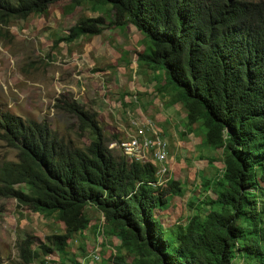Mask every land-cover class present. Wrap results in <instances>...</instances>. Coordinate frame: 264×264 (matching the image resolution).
<instances>
[{
    "label": "trees",
    "instance_id": "1",
    "mask_svg": "<svg viewBox=\"0 0 264 264\" xmlns=\"http://www.w3.org/2000/svg\"><path fill=\"white\" fill-rule=\"evenodd\" d=\"M61 1L68 14L88 4L111 17L78 19L66 43L107 28L130 26L142 35L136 63L151 75L164 70L165 83L152 79L155 91L181 105L186 130L203 127L201 144L220 152L222 169L202 181V199L187 205L193 214L168 234L155 211L183 196L182 183L154 187V166L109 150L95 114L75 101L55 106L89 130L80 148L57 138L46 121L2 113L0 140L16 156L0 165V198L44 219L55 215L64 226L43 243L26 236L16 246L18 260L56 264L45 259L56 254L58 264H78L68 245L89 229L86 210L94 208L105 239L119 240L114 264L127 257L130 264H264V0H0V24L45 16ZM95 229L94 236L100 221Z\"/></svg>",
    "mask_w": 264,
    "mask_h": 264
},
{
    "label": "rangeland",
    "instance_id": "2",
    "mask_svg": "<svg viewBox=\"0 0 264 264\" xmlns=\"http://www.w3.org/2000/svg\"><path fill=\"white\" fill-rule=\"evenodd\" d=\"M68 4V1L57 2L48 8L45 16L33 15L26 20L13 19L7 26L0 24V114L8 112L23 120L46 121L57 138L64 142L72 141L78 147L85 148L91 140L89 130H80L78 119L55 107L62 106L63 101H75L84 111L96 115L107 145L125 142L127 139L124 134L131 129L129 123L133 118L128 114L129 108L122 109L126 98L123 88L125 89L126 84L114 83V78L119 74L118 69L110 63L116 60L119 67L120 62L128 65V80L136 69L138 73L136 76L132 75V80H144L146 77L141 71L143 66L136 63V54L143 50L142 35L130 26L123 30L107 28L99 37L85 36L66 43L62 39L80 18L102 16L106 23L111 21L110 13L103 10L94 14L88 4H83L68 14L65 11ZM59 38L61 42L55 45L54 41ZM108 64L109 68L106 67ZM148 77L160 80L161 84L165 83V72L162 68H157ZM174 88L170 86L168 90L172 93ZM176 123L186 128L185 119ZM199 132L204 133L203 127H199ZM112 151L120 155L117 148ZM167 152L166 166L169 171L166 178L180 181L183 189L182 197H171L167 210L155 211V216L162 218L160 223L165 233L169 234L176 231L177 226L185 224L193 214V210L187 206L188 203H196V199H202V181L216 178L222 169V162L219 159L220 152L203 146L199 153L209 154L208 157L214 162L207 165L204 161L206 156H200L195 160L204 162L203 165L198 163L194 167V174L189 176L187 168L182 164L187 158L178 157L175 160L178 165H171L170 157L173 152L168 148ZM15 156L16 151L0 140V165L5 161H14ZM16 188L22 189L21 186ZM89 209L86 213L96 219L98 224L97 214ZM63 232L64 226L55 215L44 219L18 207L12 199L0 198L1 264H22L18 260L16 246L26 236L35 238L37 244L45 242L47 236ZM90 235L76 236L71 240L67 249L70 259L75 262L86 260L88 253L94 251L97 247V235L94 238ZM98 239L106 241L107 238ZM118 245L119 240L116 238L107 239V245L101 250L104 264L110 252L117 254ZM45 259L58 264L56 254ZM131 261L132 258L127 257L125 263L130 264ZM235 264L244 263L237 260Z\"/></svg>",
    "mask_w": 264,
    "mask_h": 264
},
{
    "label": "crops",
    "instance_id": "3",
    "mask_svg": "<svg viewBox=\"0 0 264 264\" xmlns=\"http://www.w3.org/2000/svg\"><path fill=\"white\" fill-rule=\"evenodd\" d=\"M97 57L100 58V55H97ZM120 64L121 66L119 67L116 60L110 63L112 67H116L118 69L119 76L114 78V83L116 84V82H119L121 84H126L125 89L123 88V93L126 92V98L122 104V109L126 110L129 108L128 114L131 115V118H133L130 120L129 125H134L136 127V125L142 124L144 121L152 120L159 128L162 138L167 142L168 150L173 152V156L170 157L171 165H178V162L175 161L178 157L187 158L186 162L185 160L182 161L183 167L187 168L189 176L194 174V167L196 168L198 163H200V165L201 163L202 165L204 163L202 161L198 162L195 160L204 155L199 153L203 147L201 144L203 134L199 132V127L194 126L190 130H186V128L177 125L176 122H182L185 119V113L182 107L177 104H171L166 95L157 94L155 91L157 86L154 80L148 77L150 74L144 70V67L141 68V71L144 75L146 73V78L142 81L139 79H135L133 81L132 77L136 76L138 73L137 69L131 73V79L128 80L126 77L128 65L121 62ZM108 66L109 64L106 67ZM115 88L117 89V87ZM134 88H136V90H134ZM133 115L135 116L133 117ZM132 127L133 126H131V129L127 132V134L132 133L134 130ZM204 156H206L204 160L206 163V159L209 158V154H205ZM89 210H93V214H97V219L101 218V214L94 208H90ZM158 220L162 221V218L158 217ZM96 226V219L91 218L89 229L86 230L84 237L92 233V236L90 235V237L94 238V235L96 234H94Z\"/></svg>",
    "mask_w": 264,
    "mask_h": 264
},
{
    "label": "built area",
    "instance_id": "4",
    "mask_svg": "<svg viewBox=\"0 0 264 264\" xmlns=\"http://www.w3.org/2000/svg\"><path fill=\"white\" fill-rule=\"evenodd\" d=\"M123 154L136 162H142L151 157L158 164H162L166 157V143L160 137L159 130L151 123L146 122L136 128L133 135L127 137V141L121 143ZM166 172L161 167L157 174L163 176ZM100 256L98 249L90 254L89 264H98Z\"/></svg>",
    "mask_w": 264,
    "mask_h": 264
},
{
    "label": "clouds",
    "instance_id": "5",
    "mask_svg": "<svg viewBox=\"0 0 264 264\" xmlns=\"http://www.w3.org/2000/svg\"><path fill=\"white\" fill-rule=\"evenodd\" d=\"M136 66H137V64H136ZM146 122H149V123L153 124V125L159 130V128L154 124V122H153L152 120H147V121H144L142 124L136 125V127H135L134 125H131V126H133L132 128H133L134 130H133L132 133H130V134H127L128 131H126L125 134H124V137L127 139L128 136L133 135L134 132H135V130H136V128L140 127L141 125L145 124ZM159 135H160V137L162 138V135H161L160 130H159ZM162 139H163V138H162ZM163 140H164V139H163ZM164 141H165V140H164ZM121 143H122V141H120V142H113V143H110V144H108V149H109V150H113V149L117 148L118 151L120 152V154H121V155L126 159V161H128V162H135V163H140V164H151V165H153L154 168H155V170H156V173H155L156 183H155V184H152L154 187H157V186H164V184L166 183L167 180H171V179H167V178H166L167 173H168V171H169L168 168H167V166H166V164H167V157H168V152H167V148H168V146H167V142H166V141H165V143H166V157H165V161H164L162 164H158V163L155 162L151 157H148L147 159H145V160L142 161V162H136V161L131 160L129 157H127V156H125V155L123 154V151H122L121 146H120ZM215 152H216V151H215ZM217 152H218V151H217ZM161 167L165 168L166 172L164 173L163 176H158L157 172H158V170H159ZM95 210H96V209H95ZM96 211H97V210H96ZM97 212H98V211H97ZM156 217H157V216H156ZM157 218H158V217H157ZM99 221H100V231L98 230V233L100 232V234L97 235V238H96V245H97V247H96L94 250L98 249V252H99L100 261H99L98 264H104V263H103V261H104V260H103L104 257H103L102 254H101V250H102V247H103V246L107 245V241H103V240L98 239V238H100V237H102V239L104 238V236H102V235H104V234H103V225H104V221H103L102 216H101V218L99 219ZM183 225H184V224H183ZM183 225H182V226H183ZM85 234H86V231L81 232V233L79 234V236H77V237H84ZM97 239H98V240H97ZM92 252H93V251H92ZM90 254H91V253H88V255H87V257H86V260L78 261L77 263H78V264H89V262H90ZM85 256H86V255H85ZM115 256H116L115 253L110 252V253H109L108 260H106V264H114V263H113V258H114ZM109 259H110V260H109Z\"/></svg>",
    "mask_w": 264,
    "mask_h": 264
}]
</instances>
